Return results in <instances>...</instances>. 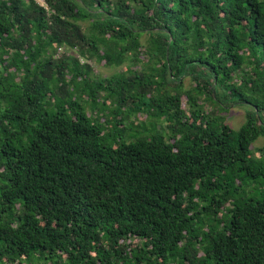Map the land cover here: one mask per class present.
<instances>
[{"label":"trees","instance_id":"16d2710c","mask_svg":"<svg viewBox=\"0 0 264 264\" xmlns=\"http://www.w3.org/2000/svg\"><path fill=\"white\" fill-rule=\"evenodd\" d=\"M41 1L0 0V264H264V0Z\"/></svg>","mask_w":264,"mask_h":264},{"label":"rangeland","instance_id":"374dc122","mask_svg":"<svg viewBox=\"0 0 264 264\" xmlns=\"http://www.w3.org/2000/svg\"><path fill=\"white\" fill-rule=\"evenodd\" d=\"M85 23L81 24L84 25ZM85 26V25H84ZM87 36H89L88 33H86ZM92 71L94 73V75H98L100 78L102 77H109L111 75L114 74H119V72H121L123 70V66L118 67V68H114V67H98L95 66L94 64L91 65ZM190 87V83L187 82L186 80L183 82L182 84V89L183 90H187ZM81 104V103H80ZM97 108H102L101 106H98L97 104L95 105V109ZM92 110V111H95ZM246 109H248V106L246 105H239V106H232L230 107L227 112L221 114V116L223 118H225V122L226 124L232 129V130H236L238 129L242 123L244 122V113L246 112ZM86 110L88 111V109L86 108ZM90 112V110H89ZM104 115H108V111L105 110V112H103ZM134 119V116H133ZM155 122L151 123V126L148 128V132H152V131H158L159 133H163L164 132V122L161 119L160 121L154 120ZM146 123V122H145ZM134 131V130H133ZM130 132L129 135H136V131L135 132ZM263 143V139L261 137L257 138L255 141H253V143L251 144V153H252V157L256 160L259 161L261 160L260 158V153H259V149L262 146ZM254 188H252L255 192L259 191L258 188V182L254 183Z\"/></svg>","mask_w":264,"mask_h":264},{"label":"built area","instance_id":"2783aa9c","mask_svg":"<svg viewBox=\"0 0 264 264\" xmlns=\"http://www.w3.org/2000/svg\"><path fill=\"white\" fill-rule=\"evenodd\" d=\"M39 6H42L44 9H46V6L41 0H35Z\"/></svg>","mask_w":264,"mask_h":264}]
</instances>
